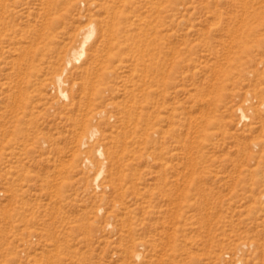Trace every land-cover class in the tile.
I'll list each match as a JSON object with an SVG mask.
<instances>
[{"label":"rangeland","instance_id":"obj_1","mask_svg":"<svg viewBox=\"0 0 264 264\" xmlns=\"http://www.w3.org/2000/svg\"><path fill=\"white\" fill-rule=\"evenodd\" d=\"M2 15L22 50L0 51V264H264V0Z\"/></svg>","mask_w":264,"mask_h":264},{"label":"bare ground","instance_id":"obj_2","mask_svg":"<svg viewBox=\"0 0 264 264\" xmlns=\"http://www.w3.org/2000/svg\"><path fill=\"white\" fill-rule=\"evenodd\" d=\"M0 20H1L0 21V51L5 55L6 54L12 55V54H15L18 51L22 50L21 47L19 46L20 42L18 41V38H17L16 27H13L12 25H10V22L8 23V21L5 20L3 15L0 17ZM9 21H11V20H9ZM94 33H95L94 30H89L88 33H85L83 35V38H82L80 45L77 48H73L72 50L67 52V55L65 57V59H66L65 67L63 68V70L60 73H58V74L56 73V75L53 79V82H52L53 88H55L58 91L59 95L63 98L68 97L67 92L64 91V89H63L64 85L66 84L65 83L66 80H64V74L72 66L73 63H79L82 60V58L85 55V48H86L87 44L89 43V41L92 39ZM238 35H240V34H238ZM241 36H242V34H241ZM239 37L240 36H236L233 39L234 40L233 44L237 42ZM237 48H239V47L237 46ZM26 53L27 52H25V54ZM60 62H62V61H60ZM9 89L10 90L7 89V92L13 90V88H9ZM240 112H241L240 114H241L242 119L245 120L247 118L246 114L242 110H240ZM97 135H98V131L96 130V128H93L90 130V138L93 139ZM86 144H87V142L85 141L83 143V145L85 146ZM99 156L104 157V154L102 151H99ZM90 164H91V162L88 159L85 160V165L90 166ZM102 175H103V171L101 170L99 172L96 180H95V185H97V182L100 180Z\"/></svg>","mask_w":264,"mask_h":264}]
</instances>
